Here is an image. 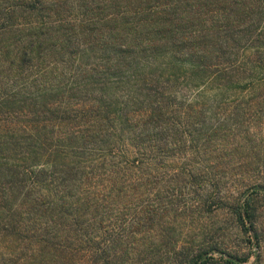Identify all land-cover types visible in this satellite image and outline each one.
I'll return each instance as SVG.
<instances>
[{
	"label": "trees",
	"instance_id": "obj_1",
	"mask_svg": "<svg viewBox=\"0 0 264 264\" xmlns=\"http://www.w3.org/2000/svg\"><path fill=\"white\" fill-rule=\"evenodd\" d=\"M256 121L264 0H0V264H264Z\"/></svg>",
	"mask_w": 264,
	"mask_h": 264
},
{
	"label": "rangeland",
	"instance_id": "obj_2",
	"mask_svg": "<svg viewBox=\"0 0 264 264\" xmlns=\"http://www.w3.org/2000/svg\"><path fill=\"white\" fill-rule=\"evenodd\" d=\"M240 125L242 123L238 120ZM249 125H252L254 129L257 127V125L261 124L264 125V122H250ZM247 127V124L245 123L242 129L244 130ZM250 193L248 192V195ZM176 198L180 199L178 195L175 196ZM220 203V201L218 202ZM183 204L182 200L176 201L174 205L181 206ZM258 214L261 216V220L264 226V201L258 202ZM193 216L198 218V226L204 225L205 232L209 230L216 231V236L219 241H222V243H225L227 249L231 253L238 254L240 256H248L249 261L253 260L252 253H249L250 250L247 248L248 245V237L245 234H242L240 230L236 227V223L234 220L230 217L231 214L228 212L226 208H220L219 211H212L210 214H204L200 213L199 210H196L193 213ZM201 221V222H200ZM209 239V237H208ZM216 239V238H214ZM78 264H92L91 262H80Z\"/></svg>",
	"mask_w": 264,
	"mask_h": 264
}]
</instances>
